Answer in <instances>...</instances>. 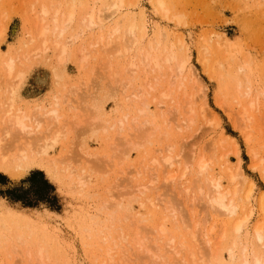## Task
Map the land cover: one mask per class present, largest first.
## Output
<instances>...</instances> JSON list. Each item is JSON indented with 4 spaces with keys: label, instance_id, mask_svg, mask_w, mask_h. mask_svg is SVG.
<instances>
[{
    "label": "rangeland",
    "instance_id": "rangeland-1",
    "mask_svg": "<svg viewBox=\"0 0 264 264\" xmlns=\"http://www.w3.org/2000/svg\"><path fill=\"white\" fill-rule=\"evenodd\" d=\"M157 1L0 0V103L13 96L34 131L39 123L26 135L33 151L51 145L45 169L0 172V264H238L227 249L236 261L243 246L260 253L253 231L262 224L264 234V0H162L164 10ZM91 12L97 24L85 28ZM130 21L135 39L123 32ZM113 27L120 31L110 42ZM146 50L157 54L148 65ZM9 57L11 77L2 65ZM46 107L57 118H45ZM24 137L12 128L4 139ZM201 159L231 193L232 218L205 206L195 175ZM239 172L246 180H230Z\"/></svg>",
    "mask_w": 264,
    "mask_h": 264
},
{
    "label": "bare ground",
    "instance_id": "bare-ground-1",
    "mask_svg": "<svg viewBox=\"0 0 264 264\" xmlns=\"http://www.w3.org/2000/svg\"><path fill=\"white\" fill-rule=\"evenodd\" d=\"M114 3V2H113ZM111 5V7H113L116 11L119 7H118V4L116 2V4H113ZM164 2H162V0H158L157 1V4L159 7H163ZM73 8V7H72ZM72 8H70L68 11H67V21L70 23L73 19V10ZM163 9V8H162ZM43 10V9H42ZM164 10V9H163ZM43 14L45 12H42ZM45 15V14H44ZM56 19V18H55ZM54 22V21H53ZM56 22V20H55ZM82 26L83 27H87V28H90L91 26H94L96 25V20L94 19V15H93V12H91L88 16H86L82 21ZM54 24V23H53ZM57 25V24H56ZM55 25V26H56ZM120 27H113L111 28L108 33H107V40L110 42L113 41L116 36H118V33L120 31L119 29ZM136 24L132 21H130V23L128 22V25H127V28L124 29V34L128 35V36H131V37H136ZM45 29L41 30V33L44 31ZM61 34V33H60ZM1 36V35H0ZM61 37V36H60ZM76 39V38H75ZM100 39H103V36L101 35L100 36ZM138 39V38H136ZM136 42V40H135ZM134 42V43H135ZM181 43V46L182 44L184 43L182 40L179 41ZM138 43V42H137ZM109 44V43H108ZM57 46V45H56ZM66 45H64L65 47ZM152 44L150 43L149 44V48L151 50H154V48L151 47ZM63 47V46H62ZM61 47V48H62ZM61 48L59 50H61ZM145 48V47H144ZM143 48V49H144ZM137 49H140L138 48L137 46ZM158 49V48H156ZM135 50V49H134ZM133 50V51H134ZM141 50V49H140ZM129 51V50H128ZM132 51V52H133ZM130 52V51H129ZM131 52V53H132ZM145 52V53H143ZM142 53L145 54L144 55V62H146V65H148L149 63L151 62H155V59L157 58V54H156V57H154V55L151 53V51H143ZM155 52V50H154ZM60 53V52H59ZM66 53V52H65ZM133 53H137V52H133ZM62 54H64V49H62ZM62 54H59L60 56ZM138 54H139V50H138ZM142 54V55H143ZM155 54V53H154ZM37 55V54H36ZM65 55V54H64ZM136 55V54H135ZM140 55H141V52H140ZM139 55V56H140ZM133 58L134 57V54L132 55ZM159 56V55H158ZM130 59H131V56H129ZM63 58H66V57H62ZM143 58V56L141 57ZM58 59V58H57ZM135 60V59H133ZM167 62L168 61H173L174 60V57L172 54H169V58L167 57L166 58ZM63 61V60H62ZM132 61V60H131ZM158 60H156L157 62ZM188 61V57H186V59L181 62V64L178 66V72L179 73H182L183 72V69H184V65L185 63ZM58 62V61H57ZM142 62V61H141ZM164 62V61H163ZM59 63V62H58ZM57 63V64H58ZM61 63V62H60ZM63 63V62H62ZM133 61L131 63V65H133ZM143 63V62H142ZM145 64V63H144ZM157 64V63H156ZM3 68L6 72V75L7 77H11L12 74L14 73V69H15V61L9 57L7 58L6 60H4L3 62ZM61 66V64H59ZM152 65V64H151ZM158 65V64H157ZM57 66V65H56ZM55 67L52 66V68ZM138 67V65L136 66ZM158 67V66H157ZM56 68V67H55ZM53 69V71H55L56 69ZM58 70V69H57ZM57 70L55 71V75H57ZM59 72V71H58ZM17 77H19V80L20 82L22 81L24 75L23 73H18L17 74ZM194 77V75H193ZM198 81V80H196ZM19 82V83H20ZM19 86V85H18ZM150 87V85H149ZM148 87V88H149ZM204 88V87H203ZM200 87V92H203L204 89ZM13 89V88H11ZM151 89V88H150ZM201 89H203L201 91ZM15 89H13L12 91H14ZM152 90V89H151ZM143 91V90H142ZM139 93V92H138ZM137 93V94H138ZM140 95V94H139ZM161 95V94H160ZM142 96V95H141ZM165 97L168 96V94H164ZM136 97V96H135ZM14 97L12 96L10 98V101L9 102H1L0 103V114H2V117L0 118V172L4 173V174H7L9 175L10 177H13V178H19L21 177L25 172H27L28 170H31L33 168H43L45 169L46 165H45V162H44V159L42 158L43 155H45L47 153V149L51 146L49 145V143H45L43 146H40L39 148H37V150H34L31 148V146H33V144H31L30 142L27 141L26 139V135H29V136H32L34 135L33 133L34 132H39L38 129H39V123H36V128H35V131L26 123V119L27 116L25 115V113L17 108L16 106V103H15V100L13 99ZM139 99V98H138ZM39 109V108H38ZM37 109V110H38ZM44 109H47L46 111L44 110V113L43 115L46 117H53V118H57L56 116V112L54 109H48L47 107L44 108ZM206 108H202V114H205ZM36 110V109H35ZM41 110V109H40ZM141 111L143 112V110L141 109ZM140 111V112H141ZM145 112V111H144ZM138 114L139 111H138ZM246 112L245 111H242V113L240 114V119H245L247 118L245 116ZM142 115V114H141ZM125 118V117H124ZM127 118V117H126ZM51 119V118H50ZM49 119V120H50ZM53 120V119H52ZM56 120V119H55ZM54 120V121H55ZM243 121V120H242ZM123 124L122 121H120L118 123L119 126H121ZM149 124V123H148ZM151 124V123H150ZM12 128H14L16 131H17V135L19 136L21 134V136H25V141L20 143V142H8L6 141L4 138H6L10 132L12 131ZM77 128V127H76ZM2 132L6 135L5 137H2ZM57 135V134H56ZM53 140V139H52ZM54 142V141H53ZM55 143V142H54ZM53 143V144H54ZM35 147V146H33ZM234 148L236 149L235 150V155H238V149H237V146H234ZM45 158V157H44ZM165 165L167 167H171L173 165V161L170 157H165L163 159ZM154 162H156V160H154ZM49 163V162H48ZM47 164V163H46ZM52 164V163H51ZM55 164V163H54ZM254 168V167H252ZM48 169V168H47ZM50 169V168H49ZM67 169V168H66ZM52 170V169H51ZM237 170H239V168H237ZM51 172V171H50ZM67 172V171H65ZM64 172V173H65ZM75 172V171H74ZM196 176H197V183H198V186H197V189L199 192H201V194L203 195L204 197V200H205V206L211 208L212 210L216 211V212H219L220 214H222L223 216H225L226 218H232L234 215H236V210H235V207L236 205L232 202V199H229L228 202H226L228 196L231 194L230 192H223L221 191V185H220V181L222 180V176L219 177V178H216V177H213L209 174L208 172V165L207 163L204 161V160H199L196 164ZM28 173V172H27ZM49 173V172H48ZM58 173V172H57ZM76 173V172H75ZM51 174V173H50ZM186 173L184 172V174L182 176H185ZM81 176V175H80ZM49 177V176H48ZM52 177V176H51ZM55 177V176H54ZM57 177V176H56ZM236 177H241L242 180H246L245 176L242 174V173H238L237 175H233V174H230V180H235ZM58 178V177H57ZM77 178V176H76ZM174 178V175H170L168 176L167 180H170ZM79 179V178H78ZM202 180V186L199 187V181ZM77 181V180H76ZM81 186H85L83 184V180L80 178L78 181H77ZM76 182V183H77ZM78 184V186H79ZM82 186V187H83ZM250 187V191H252V188H253V185H249ZM75 189V188H74ZM78 189V188H77ZM79 190V189H78ZM81 190V189H80ZM185 192H187V190H185ZM5 205V204H4ZM260 205H261V208L263 209L264 208V193H262V195L260 196ZM9 207V206H8ZM8 207H5L4 209V214L7 215V216H10L13 214V212L10 211V209ZM16 215H19V216H23L25 217L24 214L22 213H15ZM15 216V215H14ZM12 217V216H11ZM22 218V217H21ZM27 218V217H26ZM236 219V218H235ZM13 220V219H12ZM28 220V219H27ZM247 220V217H244L242 219H239V220H236L235 224H234V229L233 231L236 233L235 236H239L240 233H242V230H243V227H244V224ZM5 221V220H4ZM11 221V220H10ZM7 222V221H6ZM28 222V221H27ZM18 223V222H16ZM23 223V222H22ZM29 224L31 222H28ZM21 224V223H20ZM11 225V224H10ZM162 225V224H161ZM17 226V224H16ZM20 226V225H19ZM18 226V227H19ZM26 226V225H24ZM32 226V225H31ZM160 226V225H159ZM158 226V227H159ZM11 227V226H10ZM17 227V228H18ZM23 227V226H22ZM33 227V226H32ZM110 227V226H109ZM162 227V226H161ZM10 229V228H9ZM27 230V228H24ZM32 229V228H31ZM30 229V230H31ZM15 230V229H14ZM120 230V229H119ZM29 231V229L27 230ZM26 231V232H27ZM32 231V230H31ZM161 232H163V229H160ZM212 231V229L210 230ZM8 232V231H7ZM13 232V231H12ZM25 232V231H24ZM28 233V232H27ZM31 233V232H29ZM103 233V232H102ZM157 233V232H156ZM254 239L255 241L257 240L258 242V245H260V253H256L255 251L256 250H248L247 247L243 246V248H241V256L238 257L237 261H236V257L234 256L233 252L231 249H227V252L229 254V257L233 259L234 262L238 263V264H264V257L262 256V254H264V234H263V226L262 224H258L255 228H254ZM24 234V233H23ZM23 234H20L23 236ZM111 234V233H110ZM161 234V233H160ZM16 235V234H15ZM16 236L15 238L17 239L16 240V243H20V245L22 244L21 240H22V237L21 236ZM26 235V234H25ZM32 235V234H31ZM30 235V236H31ZM106 235V234H105ZM123 235V234H122ZM12 236V235H11ZM120 233H119V236L120 237ZM124 236V235H123ZM208 237V235H206ZM14 237V236H13ZM26 237V236H25ZM29 237V234L28 236ZM24 238V237H23ZM38 238V237H37ZM107 238V236H106ZM109 238V237H108ZM111 238V236H110ZM26 238H24L23 241H26L25 240ZM35 239V238H33ZM103 239V238H102ZM123 239V237H122ZM121 239V241H122ZM207 239V238H206ZM36 240V239H35ZM105 240V239H104ZM110 240V239H109ZM125 240V239H123ZM21 241V242H20ZM31 242V240H29ZM116 241V240H115ZM237 240H235L236 242ZM27 242V241H26ZM113 242V241H112ZM174 242V239H171L170 240V243L173 244ZM25 243V242H24ZM33 244H35L36 242H32ZM39 243V242H37ZM205 243L207 244L208 247H212V243L210 242V239L208 238ZM32 244V245H33ZM113 244V243H112ZM115 244V243H114ZM26 245H29V244H26ZM31 245V243H30ZM40 245V244H39ZM38 245V246H39ZM109 245V244H108ZM182 245V244H181ZM184 245V244H183ZM234 246L236 244H233ZM36 246V245H35ZM34 246V247H35ZM38 246H36L38 248ZM45 246V245H44ZM115 246V245H114ZM185 246V247H184ZM184 246H181L183 248L187 250V247L186 245ZM14 247V246H13ZM22 247V246H21ZM24 247V246H23ZM31 247V246H28V248ZM35 247V248H36ZM110 248V247H109ZM182 248V250H184ZM39 249H34L35 252L37 254H39ZM251 249V248H250ZM27 251V249H25ZM33 250V249H32ZM45 250V248H44ZM116 250V249H115ZM235 250V249H234ZM24 251V250H23ZM25 251V254L28 255L29 257V253ZM31 251V250H30ZM42 251V249L40 250ZM174 251V250H173ZM109 252V251H108ZM182 252V251H181ZM34 254V251L31 252V254ZM44 253V252H43ZM24 254V255H25ZM30 254V255H31ZM46 254V253H45ZM44 254V255H45ZM43 255V257H44ZM110 255V254H109ZM113 255H115L113 253ZM34 257V256H33ZM42 257V256H41ZM112 257V255H111ZM45 258V259H44ZM43 259L46 260L47 258L44 257ZM113 258V257H112ZM111 258V259H112ZM158 259H159V262H162L163 261V256L160 257L158 256ZM26 260V259H25ZM28 260H30L28 258ZM27 260V261H28ZM43 260V261H44ZM68 261V260H67ZM103 261V260H102ZM46 263H48V260L45 261ZM64 262V261H63ZM41 264L42 263V258H41ZM66 264H69V262H66Z\"/></svg>",
    "mask_w": 264,
    "mask_h": 264
},
{
    "label": "trees",
    "instance_id": "trees-1",
    "mask_svg": "<svg viewBox=\"0 0 264 264\" xmlns=\"http://www.w3.org/2000/svg\"><path fill=\"white\" fill-rule=\"evenodd\" d=\"M38 195H40V198H42V200H46V194L45 191H41L40 193L38 192Z\"/></svg>",
    "mask_w": 264,
    "mask_h": 264
},
{
    "label": "crops",
    "instance_id": "crops-1",
    "mask_svg": "<svg viewBox=\"0 0 264 264\" xmlns=\"http://www.w3.org/2000/svg\"><path fill=\"white\" fill-rule=\"evenodd\" d=\"M28 141V140H27ZM8 142H20L19 139L18 140H12V141H8ZM29 142V141H28ZM22 143V141L20 142ZM38 168V167H37Z\"/></svg>",
    "mask_w": 264,
    "mask_h": 264
}]
</instances>
